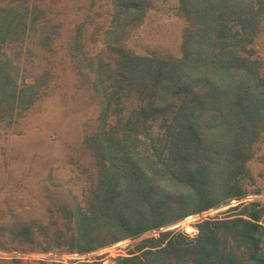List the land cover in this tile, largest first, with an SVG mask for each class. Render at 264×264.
Returning a JSON list of instances; mask_svg holds the SVG:
<instances>
[{
	"label": "rangeland",
	"instance_id": "rangeland-1",
	"mask_svg": "<svg viewBox=\"0 0 264 264\" xmlns=\"http://www.w3.org/2000/svg\"><path fill=\"white\" fill-rule=\"evenodd\" d=\"M15 1L17 13L24 15L20 26L30 20L31 27L23 37L17 35L19 39L8 34L16 32V27L1 32L0 67L12 76L7 90L21 91L26 84H35L36 95L10 92L15 97L13 109L0 114V264H117L119 258L138 253L136 247L144 237L171 231L189 244L197 241L206 220L239 217L254 202L264 208V111L253 119L240 118V128L256 135L249 144L240 141L237 157L238 162L246 159L244 169L225 188L219 182L229 179L221 169V153L213 157L223 150L218 145L208 150V156L204 153L208 164L203 172L196 170L203 155L195 148L187 160L193 175L168 170L170 154L160 141L167 124L162 125L161 117L169 120L183 100L182 89L178 96L155 94L145 100L127 82H119L114 72L120 68L119 51L142 57H181L190 18L179 0H0V4ZM29 3L44 11L38 24L33 16L38 12L29 9ZM229 4V28L244 33L245 41L240 35L234 37L227 49L259 62V67L254 65L261 78L255 94L264 99V0H229ZM233 60L229 56L228 61ZM197 77L193 78L197 93L201 85L204 92L210 91L208 79ZM100 78L104 82L98 87ZM255 82L250 79V85ZM247 89L240 97H245ZM108 96L110 107L105 114ZM118 98L123 100L119 107L115 105ZM155 100L157 113L151 111V118L137 127L138 138L131 130L126 146L107 141L108 134L122 130L119 120L131 109L149 107ZM234 106L236 116L243 113L241 104L235 101ZM200 113L206 112L200 107ZM99 132L100 149L95 152L91 143ZM129 168L153 195L146 199L152 209L158 207L156 220L165 225L140 238L116 242L122 233L109 229L108 220L98 212L99 204L106 185L115 188L123 181L112 175L121 170L131 175ZM232 168L236 170L234 164ZM236 190L244 196L234 199ZM198 191L219 201L218 205L183 217L201 201ZM260 224L264 226V215ZM83 225L93 229L91 238L80 234Z\"/></svg>",
	"mask_w": 264,
	"mask_h": 264
},
{
	"label": "trees",
	"instance_id": "trees-1",
	"mask_svg": "<svg viewBox=\"0 0 264 264\" xmlns=\"http://www.w3.org/2000/svg\"><path fill=\"white\" fill-rule=\"evenodd\" d=\"M179 1L189 12L190 18L182 39L181 57L169 59L158 56L142 57L135 54L127 55L123 51H119L118 66L120 68L114 72L116 75L118 74L119 82H127L134 89L133 91H136V95L145 100L155 94L159 97L170 93L173 96H178L179 89H182L183 100L175 112H172L169 120L161 117L166 116L165 113L160 116L162 125L167 124L163 127L166 129L162 128L163 137L160 141L170 154L168 170L174 173L180 172L181 175H193V169L189 170V161L187 160L193 156V148H195L194 151L198 150L203 155L201 164L196 169L201 173L207 169L208 164L204 153L208 156V150L218 145L223 150L215 152L213 157L215 159L221 153L222 157L219 158V161H224L221 169L229 179L223 178L219 182L227 188L230 184L228 182L235 181V178L238 180L244 169L246 159L238 162L237 157L241 142L249 144L256 135L255 131L247 132L240 128L238 124L240 118L244 116L253 119V116H259L264 111V99L255 94L259 90V81L257 80L261 78L259 69L254 65L259 67V62L249 56L227 49L229 45H232L228 41L232 38L236 39L234 37L240 35L242 41H245L244 33L232 31L231 27L229 28L228 16L232 12L229 0ZM17 5V1L0 4V37L3 35L2 31L4 32L7 27L12 26L14 31L15 27L17 28L16 32H8V34L19 39L21 37L17 35L21 34L23 37L27 33V27H31L30 20L22 27L20 26L19 18L24 15L17 13ZM133 6L131 4L127 7L131 9ZM29 9L38 12L37 16L33 15L35 23L38 24L44 11L34 3H29ZM193 18L196 20L195 23ZM249 43H252V38L249 39ZM240 52H250L251 54V51ZM229 56L234 60L228 61ZM246 69L249 70V73L245 72ZM105 73L107 71L103 74ZM197 74V79L202 81L208 79L210 91L204 92V87L201 85L202 87L199 86L200 91L197 93L198 86L197 84L193 85V78ZM253 78L256 82L250 85V79L253 82ZM11 79L12 76L5 70V67H0V114L5 110L13 109L15 97L10 92L16 94L29 91L36 95V90H33L35 84H26L21 91L7 90V84L11 82ZM98 80V87H101L104 81L101 78ZM246 87L248 89L244 93L245 97H240ZM109 100L108 96L104 101L106 104L105 114L110 107ZM235 101L244 108L243 113H239L237 116ZM122 102L118 98L115 105L119 107ZM158 105L155 100L149 103V107L131 109V112H128L123 119L124 121L119 120L122 130L119 131L117 128L116 132L108 134L107 136L110 137L107 141L113 140L121 146H126V141L131 140V130L138 138L140 132L137 127L145 124L143 122L150 119L152 113L154 115L157 113L154 109ZM194 107H196V111L193 110ZM200 107L206 113H200ZM117 116L121 117V115ZM100 133L92 138L91 146L95 152L100 149L98 147ZM105 134L103 138H106ZM203 140L207 143L201 144L200 142ZM127 161L125 159L124 164ZM209 163L213 164V161H209ZM232 164L235 165L236 170H233ZM128 170H131V175L122 170L117 175H112L115 180L123 178V181L119 184L117 180L115 188H109L106 185L105 190L101 193L99 204L98 212L108 220L106 225H109V229L122 233L121 238L115 239L116 242L140 238L146 232L160 230L165 225L156 220L160 217L158 207L156 210L152 209V204L146 199L153 195L145 185L141 184L135 171L133 174V169L129 168ZM199 190L201 189L199 188ZM198 194L201 201L196 203L195 211L183 217L199 214L218 205L216 202L219 201L205 197L207 194H204L203 191H198ZM243 196L244 194L237 190L233 193L234 199ZM156 198L157 196L154 197V199ZM244 209H249V212L236 218L204 221L199 227L197 241L191 240L189 244L181 242L180 236L172 235L171 231L160 232L158 237H144L136 247L139 254L131 253L128 257H121L117 264H169L170 262L180 264L181 261L187 264H264L262 249L264 226L260 224L264 208L254 202L246 205ZM92 230L87 225H83L80 234L88 239L91 238Z\"/></svg>",
	"mask_w": 264,
	"mask_h": 264
}]
</instances>
